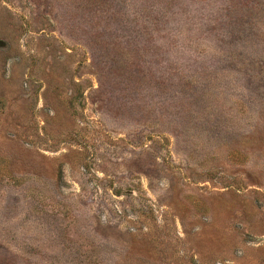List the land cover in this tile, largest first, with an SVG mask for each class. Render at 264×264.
Returning <instances> with one entry per match:
<instances>
[{"label": "rangeland", "instance_id": "374dc122", "mask_svg": "<svg viewBox=\"0 0 264 264\" xmlns=\"http://www.w3.org/2000/svg\"><path fill=\"white\" fill-rule=\"evenodd\" d=\"M0 264H264V0H0Z\"/></svg>", "mask_w": 264, "mask_h": 264}]
</instances>
